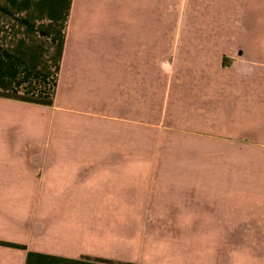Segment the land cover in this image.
Here are the masks:
<instances>
[{
  "label": "crops",
  "instance_id": "1",
  "mask_svg": "<svg viewBox=\"0 0 264 264\" xmlns=\"http://www.w3.org/2000/svg\"><path fill=\"white\" fill-rule=\"evenodd\" d=\"M77 1L0 0V92L54 101L53 105H42L0 96V241L23 246L0 244V264H144L125 250V239L117 237V209L131 207L136 197L130 162L116 168L112 162L117 158L115 152L76 150L80 144L77 128L82 126L69 119V113L79 109L67 102V75L69 67L75 69V49L95 45L89 40L88 25L78 23L82 10ZM256 13V20L248 25L252 35L263 29L264 14L261 9ZM139 28L135 37L140 40L144 32L142 26ZM123 33L124 45L131 43L132 28L125 27ZM246 44L252 59H258L257 49L264 45L255 39ZM125 60V84L129 80L131 86L132 71L140 81L135 94L138 108L133 109L129 102L127 106L130 112L139 113L142 128L147 85L142 78L148 77L147 61H142L141 55L134 57L135 61L132 57ZM53 64L59 67L58 88L54 97H46L31 87L36 80L51 76ZM95 64L98 68L102 63ZM89 74L92 79L103 75ZM216 79H242L252 87L243 91L238 84L221 87L219 98L211 96L214 89L210 81L202 93L189 90L188 117L198 122L188 124L189 133L205 139H248L246 142L264 148V74H245L232 64ZM192 104H197L194 119ZM57 106L58 148L52 146L55 139L50 134L52 108ZM241 147L235 146V155L244 153ZM118 156L122 161L130 159L127 153ZM254 169L250 180L236 174V181L246 184L233 187L234 196L227 195L222 169L188 171L186 215L178 216L174 210L169 217L172 223L187 224L188 264H264V171L256 169L254 173ZM195 174L203 178L199 179L203 190L200 186L196 190ZM122 190L126 198H115ZM170 206L183 207L178 203ZM211 239L224 242L214 254L207 245Z\"/></svg>",
  "mask_w": 264,
  "mask_h": 264
},
{
  "label": "rangeland",
  "instance_id": "2",
  "mask_svg": "<svg viewBox=\"0 0 264 264\" xmlns=\"http://www.w3.org/2000/svg\"><path fill=\"white\" fill-rule=\"evenodd\" d=\"M77 3L82 10L78 23L88 25L89 40L95 45L75 49V69L69 67L71 72L67 75V102L79 109L69 113V119L82 126L77 128L80 144L76 150L115 152L117 158L112 162L116 168L130 162L131 187L136 197H132L131 207L117 209L116 224L117 237L127 242L125 250L137 255L144 264H188L187 224L172 223L169 218L174 210L178 216L186 215L188 171L209 173L222 169L228 196L235 195L233 187L246 184L236 181L237 173L250 180L252 168L254 173L256 169L264 171L262 146L246 142L248 139L240 142L205 139L189 133L188 124L198 122L194 119L197 104L191 105L194 120L188 117V91L202 93L210 81L214 89L211 96L219 98L221 87L238 84L241 91L252 87L242 79H216L219 73L229 71L232 64H237L238 71L245 74L255 71L264 74V47L257 49L258 59H252L250 48L246 47V41L251 39L264 45V18L263 29L257 35H252L248 28L256 20L257 11L261 9L264 14V0H78ZM139 26L144 32L142 42L135 37L139 36L135 31L140 30ZM125 27H131L133 35L127 45H124ZM140 55L142 61H147L144 64L148 71V77L142 78L143 84L147 83L142 101V128L139 113L130 112L131 107L127 106L129 102L133 109L138 108L135 94L140 90V81L132 71L131 86L129 80L126 85L124 76L125 59L132 57L135 61L134 57ZM97 62L102 63L98 68ZM92 72H102V78L92 79L89 74ZM59 76V67L53 64L51 76L36 80L31 89L54 97ZM59 112L58 106L52 108L54 124L50 134L55 139L52 146L57 148ZM237 145L242 146L243 154L235 155ZM120 153L129 154L130 159L122 161ZM195 178L196 190L199 186L203 190L204 183L199 182L203 178L197 174ZM207 189L211 191L213 187L209 184ZM126 194L122 190L114 195L125 199ZM173 203L183 207L172 208ZM198 204L197 207L201 205ZM222 243L218 239L207 240L213 254Z\"/></svg>",
  "mask_w": 264,
  "mask_h": 264
},
{
  "label": "trees",
  "instance_id": "3",
  "mask_svg": "<svg viewBox=\"0 0 264 264\" xmlns=\"http://www.w3.org/2000/svg\"><path fill=\"white\" fill-rule=\"evenodd\" d=\"M0 96L7 97V98H15V99H18L21 101H26V102L36 103V104H42V105H53L54 104V101L51 99H44V98H39V97L24 96V95H12L10 93H5V92H0ZM0 244L12 246V247H23L22 245H19V244L2 242V241H0ZM98 260L101 262L112 263V261H107V260H102V259H98Z\"/></svg>",
  "mask_w": 264,
  "mask_h": 264
}]
</instances>
